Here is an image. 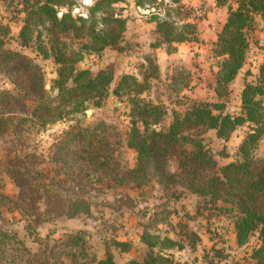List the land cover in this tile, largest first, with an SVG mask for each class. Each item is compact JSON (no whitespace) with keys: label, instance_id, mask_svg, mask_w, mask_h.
I'll list each match as a JSON object with an SVG mask.
<instances>
[{"label":"trees","instance_id":"obj_1","mask_svg":"<svg viewBox=\"0 0 264 264\" xmlns=\"http://www.w3.org/2000/svg\"><path fill=\"white\" fill-rule=\"evenodd\" d=\"M7 1L0 0L2 3ZM86 1L22 0L26 19L19 34L20 44L22 47L35 46L39 55L52 59L57 65V77L50 90L47 89L46 74L35 60L23 52L7 49L11 28L0 20V70L13 84L12 90L0 93V138L10 128L21 134L27 121L41 129L66 119L74 121L86 114L90 104L101 107L110 95L116 81L115 69L108 66L94 74L90 69H80L79 64L87 55L100 56L124 40L128 19L119 10V5L126 0H92L86 7V15L75 14ZM164 1L135 0V5L150 9ZM169 1L185 12L187 7L183 0ZM216 2L219 7L229 9L214 50V56L220 59L214 91L222 99L230 94L231 84L247 64L251 49L249 31L253 29L256 16L264 20V0ZM151 22L156 24V31L161 35V39L153 43V49L164 46L168 54H173L178 51V44L198 40V27L191 21L179 25L154 13ZM149 64L155 74H145L142 81L135 75L126 74L114 91L119 97L135 95V107L131 112L133 127L127 139V146L137 152L135 168L122 165L121 158L124 157L119 156V147L110 140V126L104 122L87 126L76 120L54 148L52 162L56 166V178H49L35 169L39 163L34 154L16 155L7 160L4 172L19 186L20 194L13 208L9 197L0 192V207L19 210L29 217H40L37 206L43 202L47 214L76 218L91 213L89 195L94 194L97 186L106 179L119 186L137 188L156 181L165 191L182 186L210 199L213 204L220 201L228 204L230 208L226 212L235 213L238 244L246 245L258 233L260 246L255 249L253 258L257 264H264V158L255 155L264 136L261 98L264 96V71L256 81L246 80L241 114L224 113L226 108L221 103L201 102L183 115L176 114L167 129L158 130L166 111L140 98L146 81L160 76L154 56ZM189 75L188 68L175 66L170 86L177 93L187 89ZM29 102L36 103L31 116H28ZM246 123L253 127L241 144L240 160L220 167L207 148L204 134L215 130L217 138L229 140ZM139 124L143 125V130ZM171 159L178 160V172L169 170ZM157 222L162 223V220ZM143 241L152 249L148 257L143 261L132 260L129 264H175L170 256L155 252L160 244L177 245L174 241L161 242L159 237L148 233L143 236ZM119 244L128 246L126 242ZM52 252L57 260L51 264H63L59 261L61 257L69 258L72 264H118L111 251H107L103 260L90 261L80 235H68ZM0 264L37 263L23 241L0 232Z\"/></svg>","mask_w":264,"mask_h":264},{"label":"rangeland","instance_id":"obj_2","mask_svg":"<svg viewBox=\"0 0 264 264\" xmlns=\"http://www.w3.org/2000/svg\"><path fill=\"white\" fill-rule=\"evenodd\" d=\"M221 1L230 2V0ZM231 3L234 4V8L237 7L235 1ZM91 4L92 0H87L83 7L75 10V14L86 15V7ZM214 5L212 0H205L203 8L200 7L199 10L186 5L185 12H181L178 6L165 0L153 8L142 10L150 19L152 14L157 13L162 18L179 25L191 21L198 27V40L188 42L193 44L185 46L186 50L190 51L188 64L191 69L188 68L190 72L188 88L177 93L170 86L175 67L170 62L171 58L161 62L162 71L158 78L151 77L144 84V93L140 98L161 107L167 113L163 122L157 127L158 130L167 129L176 114L183 115L193 105L201 102L221 103L226 108L224 113L241 114L242 93L248 84L246 80L256 81L264 71V20L261 16H256L253 29L249 31L251 49L247 64L231 84L230 94L222 99L217 97L214 88L217 84L220 59L214 56L217 41L214 45L211 44L215 37V26L206 28L204 22L209 15L211 16ZM119 10L128 19L134 18L137 13L141 14L139 9L134 10L130 5L120 4ZM226 10L227 7L218 10L216 14L212 13V17L220 21L225 16L223 11ZM25 19L22 0L0 2V20L10 26L12 33L7 49L23 52L35 60V63L44 70L47 89L50 90L57 77V65L52 59L47 60L39 55L35 46H21L19 34ZM133 30L136 31L132 28L127 33V29L124 40L117 46L108 48L100 56L87 55L79 64L80 69H90L94 74L111 66L115 69L116 81L101 107L90 104L86 114L76 119L87 126L99 122L110 126L112 129L110 140L119 147V156L124 157L121 158L122 165L129 168H135L137 164V152L127 146L128 135L133 127L131 112L135 107V95L126 94L119 97L114 91L126 73L137 76L141 81L145 74H155L149 66V61L153 56L156 60L159 59L156 55L158 52L145 49L142 44L130 39ZM202 35H205V40H202ZM184 80L186 81L185 78ZM12 89L13 84L9 77L0 70V93ZM261 98L264 103V96ZM28 105V116H31L36 103L29 102ZM76 120L66 119L46 129L39 128L32 121H27L23 124L21 134L15 133L10 128V131L0 138V192L9 197L13 208L14 202L19 198L20 188L4 172L7 160L16 155L34 154L38 157L36 163H39L35 169L44 172L49 178H56V166L52 162L54 148L65 132L69 131L70 126L76 124ZM139 127L141 130L144 128L141 124ZM252 127V124L246 123L239 127L229 140L217 138L215 130L204 134L207 148L220 167L240 160L241 144L251 133ZM255 155L257 158H264V136L259 142ZM169 170L179 171L177 159L169 161ZM97 187V191L89 195L92 203L91 213L76 218L47 214L43 202L37 206L40 217H29L19 210L12 211L1 206L0 232L9 233L23 241L31 250L32 258L37 264L54 263L57 258L52 250L68 235L82 237V244L90 261L105 259L107 251L114 254L118 264H129L132 260L143 261L152 250L143 241L146 233L159 237L161 242L171 240L178 245L160 244L155 248V252L170 256L175 264H257L253 255L255 249L260 246L259 234L255 233L249 243L240 246L237 241L235 213L226 212L230 206L222 201L213 204L210 199L194 194L182 186H173L165 191L156 181L137 188L128 185L119 186L111 179H106ZM158 214L160 216L157 218ZM158 220H162V223L157 222ZM120 242H126L128 246H121ZM59 261L63 264H72L67 257H61Z\"/></svg>","mask_w":264,"mask_h":264},{"label":"crops","instance_id":"obj_3","mask_svg":"<svg viewBox=\"0 0 264 264\" xmlns=\"http://www.w3.org/2000/svg\"><path fill=\"white\" fill-rule=\"evenodd\" d=\"M213 3L215 4L213 7V14H216L218 12V10L221 9H225L222 7H219L217 4V0H212ZM210 2V1H209ZM205 3V0H183V4L187 5L191 8H194L196 10H199V8H203V4ZM123 6H127L130 5L131 8H133L134 10L139 9L141 11L140 13H137V15H135L134 18L132 19H128V31L127 33H129L130 29H136V31L133 30V33L130 35V39L142 44L145 49H152L154 53H157L156 55H158L157 59V64L159 66L160 69V74H161V62L164 61L166 62L168 60V58H171V64H173L174 66L176 65H181V66H185L186 68L191 69V67H189V59H190V51L188 52V50H186L187 44L192 45L193 43H181L178 47V52L173 53V54H168L166 52V49L164 46H161L159 48L153 49L152 45L153 43L159 41L161 39V35L156 31V24L151 22V19L146 15V13L144 11H142L143 9L137 7L135 5V0H126L125 3L122 4ZM228 11L229 9L227 8V10L224 12L223 11V15H225L223 17V19H221L220 21H218L217 19H214L212 17V13L211 16L209 15V18L205 19L204 22L206 23V28L209 27V29L211 28V26H215V37L212 39L211 44L214 45V43L217 41V34L218 32L222 29L223 25L225 24L227 18H228ZM132 25L134 27H132ZM201 30H203L201 28ZM262 31V30H261ZM128 38V37H127ZM260 40V38H258ZM202 40H205V35H202ZM261 46L262 43H260ZM166 52V54H165ZM176 56V57H175ZM174 58V59H173ZM128 74V73H126Z\"/></svg>","mask_w":264,"mask_h":264}]
</instances>
